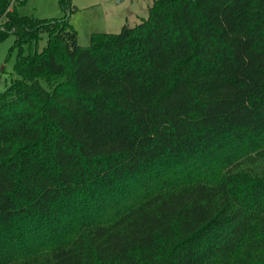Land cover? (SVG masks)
Returning a JSON list of instances; mask_svg holds the SVG:
<instances>
[{"label": "trees", "instance_id": "trees-1", "mask_svg": "<svg viewBox=\"0 0 264 264\" xmlns=\"http://www.w3.org/2000/svg\"><path fill=\"white\" fill-rule=\"evenodd\" d=\"M59 2L0 0V264H264V0H154L87 45Z\"/></svg>", "mask_w": 264, "mask_h": 264}, {"label": "rangeland", "instance_id": "rangeland-1", "mask_svg": "<svg viewBox=\"0 0 264 264\" xmlns=\"http://www.w3.org/2000/svg\"><path fill=\"white\" fill-rule=\"evenodd\" d=\"M69 21L76 29L81 45L90 42L94 32H119L123 25H134L148 16L154 0H69ZM21 15L60 17L64 14L59 0H10ZM4 16L0 17L2 20ZM15 35L10 33L0 41V90L19 75L14 70L17 48L13 47ZM46 33L38 41L41 48L46 43Z\"/></svg>", "mask_w": 264, "mask_h": 264}]
</instances>
